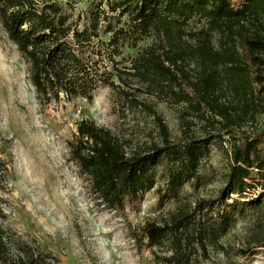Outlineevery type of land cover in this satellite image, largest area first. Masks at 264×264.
<instances>
[{
    "label": "trees",
    "instance_id": "obj_1",
    "mask_svg": "<svg viewBox=\"0 0 264 264\" xmlns=\"http://www.w3.org/2000/svg\"><path fill=\"white\" fill-rule=\"evenodd\" d=\"M103 2L111 13L119 12L116 26L104 16L106 25L101 28V15L92 14L79 29L62 14L59 0L42 6L38 0H0V23L29 63L31 81L41 100L49 103L65 92L69 99L92 101L98 83L105 79L126 111L140 109L153 115L161 142L133 152L128 139L108 128L90 120L78 125L70 144L71 157L105 206L120 210L127 202H138L154 189L157 170L164 163L167 195L177 198L185 184L201 182L199 167L209 154V143L216 138L233 139L230 173L220 195L183 206L163 223H148L143 229L151 248L168 244L165 253L170 254L155 253L153 264H202L214 251L228 257L229 247L222 240L235 225L234 210L243 213L248 206L261 207L258 201L230 202V197L244 196L253 183L264 186V126L253 128L264 117V0ZM195 17L205 19L208 29L191 36L196 41L193 45L186 39V29ZM213 33L220 36L219 48L213 43ZM146 38L152 44L138 49L123 69L108 72L99 59L101 43L108 50L113 48L109 59L115 65L113 57L121 41L135 49ZM98 39L102 41L99 47L95 45ZM190 60L197 63L198 80L185 91L178 73ZM130 77L145 84L148 92L153 89L156 98L170 95L172 101L190 105L198 98V110L204 105L219 118L218 134L206 140H173L156 109L137 97L140 89L133 87ZM249 125L253 130H245ZM2 211L0 204V217ZM3 235L0 224V264H50L43 253L32 250L11 261L12 246Z\"/></svg>",
    "mask_w": 264,
    "mask_h": 264
},
{
    "label": "rangeland",
    "instance_id": "obj_2",
    "mask_svg": "<svg viewBox=\"0 0 264 264\" xmlns=\"http://www.w3.org/2000/svg\"><path fill=\"white\" fill-rule=\"evenodd\" d=\"M102 1L59 0V4L62 14L70 18L69 23L79 29L84 28L82 21L90 20L92 14L101 15V28L106 25L104 16L116 26L119 12L111 13ZM38 2L42 6L54 0ZM127 20L124 17L121 26ZM207 29V21L195 17L187 26L186 39L194 45L196 41L191 36ZM213 34V43L219 48L220 36ZM100 42L96 40L95 45L99 47ZM151 44L152 39L146 38L134 49L121 41L113 65L109 59L113 48L108 50L106 43H101L103 56L99 59L108 72L120 70L130 64L128 60L136 56L138 49ZM198 70L196 62L187 61L178 73L181 89L191 90L198 80ZM108 82L104 79L98 83L92 101L69 99L63 92L59 99L46 103L31 81L29 63L0 23V224L4 240L12 246L11 261L32 250L43 253L50 264H153L155 253H170H165L168 244L161 249L150 247L143 232L145 226L163 223L173 212L194 206L197 200H214L226 187L232 164L231 137L209 143V154L199 167L201 182L185 184L177 198L167 195L164 163L157 170L154 189L138 202H127L120 210L105 206L71 157L70 144L78 133V125L90 120L110 129L130 141V152L161 142L153 115L140 109L126 111ZM129 82L140 89L137 97L156 109L173 140H206L218 134L219 118L204 105L198 110V98L191 105L179 104L170 95L156 98L153 89L148 92L145 84L132 77ZM263 126L264 117H259L253 128ZM246 129L253 130L250 125ZM260 184L263 183H253L244 196L230 197V202L258 201L261 207L248 206L243 213L239 208L234 210L235 225L222 240L229 247V256L214 251L202 264H264V186Z\"/></svg>",
    "mask_w": 264,
    "mask_h": 264
}]
</instances>
